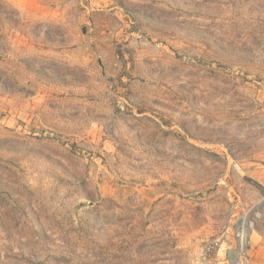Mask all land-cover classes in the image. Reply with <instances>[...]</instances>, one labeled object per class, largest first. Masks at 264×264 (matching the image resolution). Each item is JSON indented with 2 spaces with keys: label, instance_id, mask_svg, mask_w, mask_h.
Here are the masks:
<instances>
[{
  "label": "rangeland",
  "instance_id": "1",
  "mask_svg": "<svg viewBox=\"0 0 264 264\" xmlns=\"http://www.w3.org/2000/svg\"><path fill=\"white\" fill-rule=\"evenodd\" d=\"M0 264H264V0H0Z\"/></svg>",
  "mask_w": 264,
  "mask_h": 264
},
{
  "label": "built area",
  "instance_id": "2",
  "mask_svg": "<svg viewBox=\"0 0 264 264\" xmlns=\"http://www.w3.org/2000/svg\"><path fill=\"white\" fill-rule=\"evenodd\" d=\"M207 250H209V247L207 248Z\"/></svg>",
  "mask_w": 264,
  "mask_h": 264
}]
</instances>
